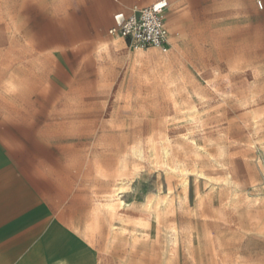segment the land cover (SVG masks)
<instances>
[{
    "label": "rangeland",
    "instance_id": "374dc122",
    "mask_svg": "<svg viewBox=\"0 0 264 264\" xmlns=\"http://www.w3.org/2000/svg\"><path fill=\"white\" fill-rule=\"evenodd\" d=\"M155 1L0 0V185L59 201L93 264H264V20L171 7L166 54L100 33Z\"/></svg>",
    "mask_w": 264,
    "mask_h": 264
},
{
    "label": "crops",
    "instance_id": "0c3cea01",
    "mask_svg": "<svg viewBox=\"0 0 264 264\" xmlns=\"http://www.w3.org/2000/svg\"><path fill=\"white\" fill-rule=\"evenodd\" d=\"M166 1L167 10L171 7L173 12L174 8L183 10L192 24L195 10L202 6L201 2L210 0ZM247 1L252 14L264 20V0L261 10L256 0ZM192 31L184 29V32ZM60 204L48 202L24 187L0 185V264H93L94 248L73 231H64L69 229V224L63 221V212L54 215L52 205Z\"/></svg>",
    "mask_w": 264,
    "mask_h": 264
},
{
    "label": "built area",
    "instance_id": "2783aa9c",
    "mask_svg": "<svg viewBox=\"0 0 264 264\" xmlns=\"http://www.w3.org/2000/svg\"><path fill=\"white\" fill-rule=\"evenodd\" d=\"M259 10L263 7L261 0L255 1ZM168 8L166 0H158L153 4L135 10L132 14L117 12L113 15V24L102 28V35L121 39L130 49L157 50L166 54L170 50V36L165 22Z\"/></svg>",
    "mask_w": 264,
    "mask_h": 264
},
{
    "label": "bare ground",
    "instance_id": "6f19581e",
    "mask_svg": "<svg viewBox=\"0 0 264 264\" xmlns=\"http://www.w3.org/2000/svg\"><path fill=\"white\" fill-rule=\"evenodd\" d=\"M125 191H127V190H125V186H124L123 182L121 181L116 186V188L109 194L108 198L106 199L107 206H109V207H119L120 209L124 208L125 207V202L122 200V194H124ZM156 206H158V205H156Z\"/></svg>",
    "mask_w": 264,
    "mask_h": 264
}]
</instances>
